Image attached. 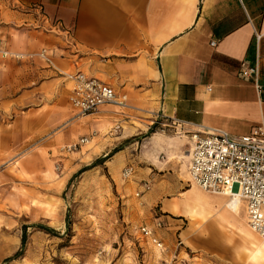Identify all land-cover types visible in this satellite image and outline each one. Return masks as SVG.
Instances as JSON below:
<instances>
[{
	"label": "crops",
	"instance_id": "obj_1",
	"mask_svg": "<svg viewBox=\"0 0 264 264\" xmlns=\"http://www.w3.org/2000/svg\"><path fill=\"white\" fill-rule=\"evenodd\" d=\"M42 50L52 65L33 56ZM0 51L24 55L16 61L0 54V166L18 148L29 150L17 165L42 184L51 164L63 172L72 165L59 153L63 147L96 134L81 153L99 159L114 151V161L122 159L134 171L129 189L141 194L147 209L158 207L165 230L175 229L169 215L186 213L198 223L180 234L187 247L233 261V227L223 224L232 216L222 212L237 214L241 200L233 210L232 198L193 184L199 191L194 200L164 196L179 190L174 181L187 178L191 133L239 138L264 125V93L240 73L242 64L258 67L264 87V0H0ZM76 73L126 96L129 109L107 106L74 120L68 77ZM160 113L168 124L185 123L187 135L160 132ZM144 183H151L148 193ZM215 213L214 223L208 222ZM154 231L165 244L164 232ZM251 236L240 264H264V244Z\"/></svg>",
	"mask_w": 264,
	"mask_h": 264
},
{
	"label": "rangeland",
	"instance_id": "obj_2",
	"mask_svg": "<svg viewBox=\"0 0 264 264\" xmlns=\"http://www.w3.org/2000/svg\"><path fill=\"white\" fill-rule=\"evenodd\" d=\"M73 119L78 120L75 113ZM124 146L122 143L118 147ZM28 151L18 148L0 166V174L6 172V181L0 188V264H153L158 260L154 248L142 242L138 230L142 226L154 227L160 212L158 207L147 209L141 203V194L136 197L137 191L129 189L134 171L127 178L123 176L126 169H132L126 161L116 158L114 161V151L95 159L79 150L64 158L72 161L65 172L54 164L48 166L51 177L46 176L48 179L39 184L17 165ZM186 176L179 184L174 181L179 187L176 191L170 189L169 180L170 190L164 197L194 200L199 191L191 189L188 168ZM184 205L189 209L185 202ZM222 213L232 216L223 224L231 223L233 227V238L228 243L233 261L200 256V252L187 247L180 234L190 232L198 223L186 213L169 215L175 226L173 232L165 228L158 230L160 234L164 232L168 254H173L179 238L183 243L179 260L190 264H240L249 236L264 244L249 230L242 203L237 214ZM215 215H209L208 222L214 223ZM248 262H252L251 257Z\"/></svg>",
	"mask_w": 264,
	"mask_h": 264
},
{
	"label": "built area",
	"instance_id": "obj_3",
	"mask_svg": "<svg viewBox=\"0 0 264 264\" xmlns=\"http://www.w3.org/2000/svg\"><path fill=\"white\" fill-rule=\"evenodd\" d=\"M211 45L213 46L214 43ZM0 54L3 58H12L16 61L24 58V55L6 51H0ZM33 56L47 65H52L47 50H42ZM240 73L244 79L252 82L258 94L264 93V87L259 82L258 67H247L242 64ZM68 79L73 82L69 103L75 118L97 115L107 106L122 111L129 109L126 96H118L112 87L94 77L76 73ZM155 118V124L158 125L160 132L170 129L176 136L187 135L185 123L170 119L168 124L162 113ZM96 136L92 134L81 137L76 142L63 147L61 153L67 155L77 152L89 145ZM190 140L188 175L191 184L212 195L225 197L236 195L244 205L249 230L264 243V125L256 128L250 135L239 138H232L221 131L198 130L190 134ZM131 172L132 169L128 168L123 176L127 178ZM142 188L143 192H148L150 184L144 183ZM139 195L140 193H137L136 197ZM162 228L164 224L158 218L153 228L142 226L138 230L140 239L148 241L161 256L168 255V250L155 235L154 230ZM182 248L183 243L178 238L170 259L159 258L153 264H190L186 260H179V250Z\"/></svg>",
	"mask_w": 264,
	"mask_h": 264
},
{
	"label": "bare ground",
	"instance_id": "obj_4",
	"mask_svg": "<svg viewBox=\"0 0 264 264\" xmlns=\"http://www.w3.org/2000/svg\"><path fill=\"white\" fill-rule=\"evenodd\" d=\"M229 198L233 199V202L230 204V206L233 210H235L240 204L239 202L240 199L236 195H234L233 197H229Z\"/></svg>",
	"mask_w": 264,
	"mask_h": 264
},
{
	"label": "trees",
	"instance_id": "obj_5",
	"mask_svg": "<svg viewBox=\"0 0 264 264\" xmlns=\"http://www.w3.org/2000/svg\"><path fill=\"white\" fill-rule=\"evenodd\" d=\"M24 229H25V228H24ZM23 239H24V235L22 236V242H23ZM18 254H19V253H18ZM18 254H16L15 257H17Z\"/></svg>",
	"mask_w": 264,
	"mask_h": 264
}]
</instances>
